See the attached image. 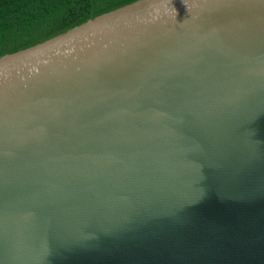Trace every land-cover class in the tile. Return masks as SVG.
I'll return each instance as SVG.
<instances>
[{"label": "water", "instance_id": "95a60500", "mask_svg": "<svg viewBox=\"0 0 264 264\" xmlns=\"http://www.w3.org/2000/svg\"><path fill=\"white\" fill-rule=\"evenodd\" d=\"M0 264H264V0H136L1 55Z\"/></svg>", "mask_w": 264, "mask_h": 264}, {"label": "trees", "instance_id": "16d2710c", "mask_svg": "<svg viewBox=\"0 0 264 264\" xmlns=\"http://www.w3.org/2000/svg\"><path fill=\"white\" fill-rule=\"evenodd\" d=\"M136 0H0V56Z\"/></svg>", "mask_w": 264, "mask_h": 264}]
</instances>
